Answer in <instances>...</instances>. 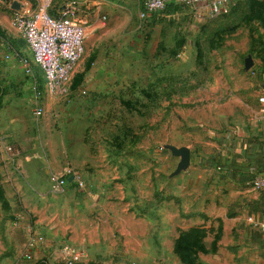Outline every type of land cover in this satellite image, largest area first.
I'll return each instance as SVG.
<instances>
[{"label": "rangeland", "instance_id": "obj_1", "mask_svg": "<svg viewBox=\"0 0 264 264\" xmlns=\"http://www.w3.org/2000/svg\"><path fill=\"white\" fill-rule=\"evenodd\" d=\"M256 1L232 0L215 15L170 8L140 17L138 0H102L100 24H86L69 92L36 96L35 84L44 90L40 68L33 63L29 74L9 49L13 43L29 57L12 14L35 0H0V122H15L14 142L30 145V157L48 169L37 225L47 238L32 258L20 253L18 264H66V242L82 251L74 264H217L224 257L222 222L200 199L198 169L171 175L180 156L167 145H187L198 156L213 135H230L260 112L264 13ZM90 52L101 90H87L82 76L73 87ZM70 172L85 189L77 181L57 187L53 176Z\"/></svg>", "mask_w": 264, "mask_h": 264}, {"label": "crops", "instance_id": "obj_2", "mask_svg": "<svg viewBox=\"0 0 264 264\" xmlns=\"http://www.w3.org/2000/svg\"><path fill=\"white\" fill-rule=\"evenodd\" d=\"M84 1L92 7L90 25L100 24L98 12L102 7V0ZM210 1L203 0L202 3L208 6ZM203 7L199 9V13L205 14L208 10ZM9 49L15 51L16 55H23L13 43L9 44ZM20 51H28L29 57L31 56L25 40ZM89 55L79 74L82 73L83 80L88 81L87 90H101L103 87L98 86L97 76L93 75L91 69L92 60L97 54L90 52ZM11 56L13 55H9ZM102 73L105 74L96 72L97 75H103ZM82 78L77 84L73 83V87H80ZM259 80L260 96L264 94V73ZM1 92L2 90L0 101L6 94ZM45 92L44 90V94L48 96ZM259 111L250 118L246 127L238 128L230 135H213L214 139L210 138V144H205L207 146L203 154L193 156L190 151L187 173L195 174L198 169V174L194 177L200 188V199L211 204L203 207L209 213H215V217L222 222L221 248L224 250V257L217 259V264H264V186L256 187L252 183L255 176H264V116L260 101ZM0 124L8 131L0 134V264H18V257L20 253L24 254L32 235H43L42 241L47 238L37 225L43 203L41 197L46 194L48 185L42 175L45 174L48 178V169L38 165V159L30 157L27 152L31 150L30 145L14 142L18 136L14 133L15 122L6 119ZM25 135L26 130L23 129L24 138ZM172 172L171 175L180 173ZM71 176L73 173L67 174L68 181L65 184L76 183V179ZM64 185L63 190L67 188ZM78 187L85 189V186ZM209 193H215V196L208 199ZM38 244L33 250V256L38 250Z\"/></svg>", "mask_w": 264, "mask_h": 264}, {"label": "built area", "instance_id": "obj_3", "mask_svg": "<svg viewBox=\"0 0 264 264\" xmlns=\"http://www.w3.org/2000/svg\"><path fill=\"white\" fill-rule=\"evenodd\" d=\"M203 0H138L139 15L146 17L165 10L170 4H179L183 10H192L195 14L199 9L207 7L211 15L226 11L232 0H211L208 6ZM84 0H65L57 5L52 0L39 1L34 8L20 7L14 9L12 24L19 31L31 51V56L19 54V58L26 72H34L33 62L40 67L44 76V90L50 95H65L69 92L70 81L74 68L84 52V35L89 23L92 7ZM53 9V11H51ZM106 18V14L103 15ZM35 83L38 79L35 78ZM35 84V95H42L43 91ZM261 112L264 116V94H260ZM43 107L36 103L34 113L40 115ZM79 186L84 181L73 173ZM57 187L63 186L68 179L53 176ZM256 187L264 186V176L257 175L252 179ZM43 235H32L26 245L24 255L33 257V250ZM67 264H74L82 257V251L66 242L62 246ZM81 252V253H80Z\"/></svg>", "mask_w": 264, "mask_h": 264}, {"label": "water", "instance_id": "obj_4", "mask_svg": "<svg viewBox=\"0 0 264 264\" xmlns=\"http://www.w3.org/2000/svg\"><path fill=\"white\" fill-rule=\"evenodd\" d=\"M14 7H19V4L14 1L13 3ZM171 152L175 155L180 156L176 168L174 169V171L172 172L173 174L180 172L183 169H186L190 163V148L187 145H180L177 146L175 144L169 143L167 145ZM73 177V176H71Z\"/></svg>", "mask_w": 264, "mask_h": 264}, {"label": "trees", "instance_id": "obj_5", "mask_svg": "<svg viewBox=\"0 0 264 264\" xmlns=\"http://www.w3.org/2000/svg\"><path fill=\"white\" fill-rule=\"evenodd\" d=\"M53 1V0H52ZM254 1H256V0H254ZM257 3H259L260 4V7L261 8H263V13H264V0H258V1H256ZM53 3L55 4V5H57L58 3H60V2H58V1H53ZM34 4H36V0H35V2H34ZM170 8H172L173 10H177V9H179V10H183L182 9V7L179 5V4H170V5H168V7L165 9V10H167V9H170ZM51 11H53V9H51ZM154 14V13H153ZM82 76V73L81 74H79L77 77H76V79L73 81V83H75V84H77L79 81V79H80V77ZM66 263V262H65ZM67 264V263H66Z\"/></svg>", "mask_w": 264, "mask_h": 264}]
</instances>
